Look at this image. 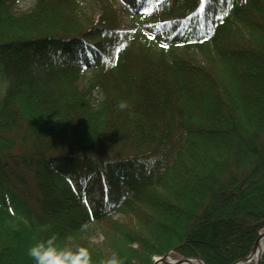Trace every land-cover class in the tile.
<instances>
[{"label":"trees","instance_id":"obj_1","mask_svg":"<svg viewBox=\"0 0 264 264\" xmlns=\"http://www.w3.org/2000/svg\"><path fill=\"white\" fill-rule=\"evenodd\" d=\"M128 1L139 37L107 4L0 18V264L52 234L89 264H233L264 228V2Z\"/></svg>","mask_w":264,"mask_h":264},{"label":"rangeland","instance_id":"obj_2","mask_svg":"<svg viewBox=\"0 0 264 264\" xmlns=\"http://www.w3.org/2000/svg\"><path fill=\"white\" fill-rule=\"evenodd\" d=\"M257 1L264 2V0ZM104 4L111 5L120 17L121 30L131 31L138 37L147 31L148 20H144L134 14L128 0H0V18L4 15L17 16L36 10H43V12H53L52 14L56 13L58 16H62L58 22H55L58 25L69 19L81 20L85 23L86 21L92 22L96 19L98 12H100V7ZM228 25L229 29H234L235 27L233 23H228ZM194 53L197 54L196 49H194ZM97 74V70H88L80 73L78 76L79 85L87 86ZM71 77V75H61V80H69ZM10 84L11 80L9 78L0 77V99ZM92 95L96 101L101 98L100 91L93 92ZM123 216V213L120 211L115 214L113 219L122 220ZM92 233L93 236L90 241L94 245H98L101 242V238L98 237L99 232L95 230Z\"/></svg>","mask_w":264,"mask_h":264},{"label":"clouds","instance_id":"obj_3","mask_svg":"<svg viewBox=\"0 0 264 264\" xmlns=\"http://www.w3.org/2000/svg\"><path fill=\"white\" fill-rule=\"evenodd\" d=\"M99 91V88H97ZM117 108L123 110L128 107L126 101H118ZM55 234L46 239H38L32 243L27 249V255L34 264H89V256L82 248L70 246H60L57 244ZM101 264H123L118 254L113 253L106 261Z\"/></svg>","mask_w":264,"mask_h":264},{"label":"bare ground","instance_id":"obj_4","mask_svg":"<svg viewBox=\"0 0 264 264\" xmlns=\"http://www.w3.org/2000/svg\"><path fill=\"white\" fill-rule=\"evenodd\" d=\"M257 241L255 246L251 250V256L249 258V261L247 263L242 264H257L258 261H260L264 255V230L259 233V236H257ZM195 260V259H194ZM194 260H188L184 262H177L182 261L181 258H175L171 256H167V258L164 259V262L167 264H201L198 261Z\"/></svg>","mask_w":264,"mask_h":264},{"label":"water","instance_id":"obj_5","mask_svg":"<svg viewBox=\"0 0 264 264\" xmlns=\"http://www.w3.org/2000/svg\"><path fill=\"white\" fill-rule=\"evenodd\" d=\"M263 230H264V228L258 232V236H259V233H260L261 231H263ZM257 238H258V237H257ZM256 241H257V239H256ZM256 241L254 242L253 247L255 246ZM253 247H252V248H253ZM251 253H252V252H250L246 257H244V258H242V259H240V260L234 262L233 264L247 263V262L249 261L250 256H251ZM167 256H168V255H165V256H163V257H159V258H155V259L153 260V264H167V263L164 262V259L167 258ZM188 260H194V259L183 258L182 261H177V262H184V261H188ZM194 261H198L199 263L204 264V263H203L202 261H200V260H194ZM260 262H261V260L258 261L257 264H260Z\"/></svg>","mask_w":264,"mask_h":264},{"label":"snow or ice","instance_id":"obj_6","mask_svg":"<svg viewBox=\"0 0 264 264\" xmlns=\"http://www.w3.org/2000/svg\"><path fill=\"white\" fill-rule=\"evenodd\" d=\"M149 38L151 39V37H149ZM161 47L164 48V49H167L168 45L167 44H161Z\"/></svg>","mask_w":264,"mask_h":264}]
</instances>
